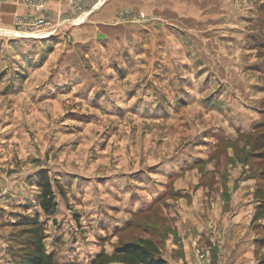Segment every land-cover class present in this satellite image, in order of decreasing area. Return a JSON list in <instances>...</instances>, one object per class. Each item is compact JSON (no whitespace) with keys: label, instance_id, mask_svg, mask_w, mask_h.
I'll return each mask as SVG.
<instances>
[{"label":"rangeland","instance_id":"rangeland-1","mask_svg":"<svg viewBox=\"0 0 264 264\" xmlns=\"http://www.w3.org/2000/svg\"><path fill=\"white\" fill-rule=\"evenodd\" d=\"M97 1L54 0L48 37L0 3V264L34 216L58 262L150 241L167 264H264V0Z\"/></svg>","mask_w":264,"mask_h":264},{"label":"trees","instance_id":"trees-1","mask_svg":"<svg viewBox=\"0 0 264 264\" xmlns=\"http://www.w3.org/2000/svg\"><path fill=\"white\" fill-rule=\"evenodd\" d=\"M38 187L41 192L38 199V208L46 216L52 217L56 213L54 203L55 193L46 175H41ZM256 206L255 220L264 219V197L258 200ZM25 257L23 256L14 264H80L76 261L58 262L53 252H48L44 246V229L38 222V217L34 216L29 220ZM89 264H167L159 256L157 246L150 241H140V243H126L117 247L111 255L98 254Z\"/></svg>","mask_w":264,"mask_h":264},{"label":"built area","instance_id":"built-area-1","mask_svg":"<svg viewBox=\"0 0 264 264\" xmlns=\"http://www.w3.org/2000/svg\"><path fill=\"white\" fill-rule=\"evenodd\" d=\"M54 0H22V4L25 5L26 11L15 18L13 28L18 33L22 30H31L30 32H37V35H42V37H48V31L55 28V25L50 24L49 19L44 17L47 9L53 3ZM64 3V6L67 8V13L70 16H73L75 12H80L85 10L90 6L97 8L98 5L102 2L95 3L96 0H61ZM4 0H0V3ZM43 32V33H40ZM36 35V36H37Z\"/></svg>","mask_w":264,"mask_h":264},{"label":"bare ground","instance_id":"bare-ground-1","mask_svg":"<svg viewBox=\"0 0 264 264\" xmlns=\"http://www.w3.org/2000/svg\"><path fill=\"white\" fill-rule=\"evenodd\" d=\"M102 3H103V1L98 5V7L97 8H99L101 5H102ZM30 37V36H29Z\"/></svg>","mask_w":264,"mask_h":264}]
</instances>
